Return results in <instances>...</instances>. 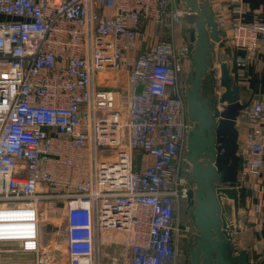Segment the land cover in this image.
<instances>
[{"label":"built area","instance_id":"obj_1","mask_svg":"<svg viewBox=\"0 0 264 264\" xmlns=\"http://www.w3.org/2000/svg\"><path fill=\"white\" fill-rule=\"evenodd\" d=\"M170 1L0 0V254L30 253L31 264H104L113 243L127 254L110 264H177L190 230L180 218L191 192L193 72L182 77L194 46L173 34L146 43L150 27L173 33L191 14ZM224 10L233 47L257 52L264 21H246L243 0ZM108 72L127 87L105 84ZM245 107L238 181L264 185V96ZM53 200L61 206L49 208Z\"/></svg>","mask_w":264,"mask_h":264},{"label":"water","instance_id":"obj_2","mask_svg":"<svg viewBox=\"0 0 264 264\" xmlns=\"http://www.w3.org/2000/svg\"><path fill=\"white\" fill-rule=\"evenodd\" d=\"M182 1L191 12L187 19L194 24L190 32L195 43V69L191 86L186 91L188 116L195 123L189 132L186 150L187 168L195 183L189 199L194 206L198 230L192 242L190 264H239L247 255L244 251L238 256L228 253L235 226L226 217L222 197L233 200L237 217L240 156L235 125L248 102L240 101L239 87L230 76L226 63H222L220 69L223 93L219 99L212 96L206 100L202 84L210 69L212 48L214 41L219 40L220 31L209 0H200L201 3L198 0ZM218 102L226 103L224 109L218 108ZM257 264H264V259Z\"/></svg>","mask_w":264,"mask_h":264},{"label":"crops","instance_id":"obj_3","mask_svg":"<svg viewBox=\"0 0 264 264\" xmlns=\"http://www.w3.org/2000/svg\"><path fill=\"white\" fill-rule=\"evenodd\" d=\"M209 1L212 5L214 21L217 25V29L220 31V34L219 40L214 41L211 66L208 71L209 74L207 73V75L211 77L215 84V69L219 66L221 67L222 63H226L229 67L230 76L239 87L240 101L242 103L253 99L256 94L264 96V41L261 43L257 52L253 54H249L243 49H236L233 47L232 43L227 38V35L229 34V14L224 10L229 0ZM168 5L170 9H182L183 11L187 10V7L182 0H171ZM243 5L245 9L244 19L246 21H264V0H243ZM185 15L182 17L180 22H176L174 24L173 33L168 31V27L166 26L159 29L150 27L147 34L146 43L152 44L162 37L173 34L177 43L188 42L194 46L195 43L190 32V28H192L194 24L188 21L187 15ZM211 40L213 41V39ZM238 58L245 59L246 63L244 65H238ZM213 67L214 69H211ZM194 68L195 64L192 54L188 61H186L182 77L183 81H185L191 75ZM207 75L203 80L202 90L203 92H206V88L203 87V85H205L209 91L208 96H206V100H209V98L215 94L212 90L214 84L210 85L207 83ZM247 120V107H245L241 110V115L237 117L235 125L238 131L239 147L248 131ZM188 173V184L191 188V192H193L195 189V183L192 180L190 172ZM239 179L240 177L238 173L237 180ZM238 190L240 192V197L238 201L237 217L235 216L233 200L227 198L226 196L222 197V203L226 210V217L230 219L235 226L231 236V251L229 250L228 253L231 252V255L238 256L244 251L246 252L247 258L239 264H257L264 257V185L262 184L261 179L257 177H249L247 180L241 183L240 187H238ZM190 205L193 206L190 199L186 200L184 205L183 203L181 205V225L182 213L184 210L190 208ZM193 209L194 206L192 208V214ZM193 219L195 221L194 215ZM194 225L196 226V223ZM182 226H187L190 230L183 233L179 244V249L181 250L185 244L189 243L191 251L194 237L198 234L197 226L195 231L192 230V224ZM259 245H261V247ZM259 249L262 250L260 251ZM178 264H181V262L179 261Z\"/></svg>","mask_w":264,"mask_h":264},{"label":"rangeland","instance_id":"obj_4","mask_svg":"<svg viewBox=\"0 0 264 264\" xmlns=\"http://www.w3.org/2000/svg\"><path fill=\"white\" fill-rule=\"evenodd\" d=\"M198 1H199L198 3H201L200 0H198ZM194 69L192 71L193 73H194ZM193 73H192V75H193ZM119 76H120V73H117V72L105 73V76H103L106 80L105 84H107L108 86L109 85L110 86L122 85V86L127 87V84H128L127 80H125V78H124V80L122 82V80H118ZM191 78H192V76H191ZM206 79L208 81L207 83H209L210 85L214 84V81L211 79L210 76L207 75ZM117 80H118V82H117ZM101 81H102V79H101ZM203 87L206 88V92L204 91V96H205V98H207L206 96H208L209 91H208L207 87H205V85H203ZM217 106L219 109L222 110V109H224L225 104L218 102ZM240 115H241V111H240ZM126 138H127V134H124L123 140H122L123 145H125V143H126ZM140 160H141V155L139 153H135L134 154V161L137 165L140 163ZM185 202H186L185 200L182 201L183 205ZM61 204H62L61 202L53 200V201L48 202V207L49 208H53L55 206L59 207V206H61ZM44 205H45V203H43V201H42V206H44ZM195 228H196V226L193 225L192 230L195 231ZM51 229L52 228L50 226H48V223L45 222V230L47 232H49V231H51ZM47 237H49V236L43 235L42 241L47 242V239H46ZM59 240L60 241L66 240V232L65 231H63ZM0 248H6V247L4 245H0ZM262 249H263V247H262ZM262 249H259V250L261 251ZM104 251H105V253H104L105 254L104 264H110V259L113 257L123 258L127 254L125 251V248L123 246H121L119 244H113V243L107 244L106 247L104 248ZM179 253H180V251H179ZM179 253L177 254V264L180 260V256H179L180 254ZM263 259H264V257H263ZM3 260H7V261L11 262L12 264H31V263H33L34 256H33V254L26 253V252H9V253L0 254V261H3ZM189 260H190V255H189Z\"/></svg>","mask_w":264,"mask_h":264},{"label":"trees","instance_id":"obj_5","mask_svg":"<svg viewBox=\"0 0 264 264\" xmlns=\"http://www.w3.org/2000/svg\"><path fill=\"white\" fill-rule=\"evenodd\" d=\"M192 208L193 206L190 205V208H188L187 210H184V212L182 213V225H187V224H192L194 225V219H193V214H192ZM189 253H190V245L189 243L185 244V246H183L180 250V262L181 264H189L190 260H189Z\"/></svg>","mask_w":264,"mask_h":264}]
</instances>
